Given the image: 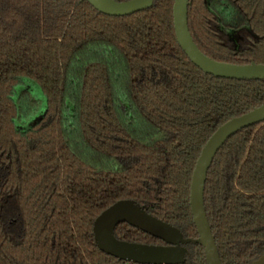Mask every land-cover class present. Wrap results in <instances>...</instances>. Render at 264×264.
<instances>
[{
  "label": "trees",
  "instance_id": "obj_1",
  "mask_svg": "<svg viewBox=\"0 0 264 264\" xmlns=\"http://www.w3.org/2000/svg\"><path fill=\"white\" fill-rule=\"evenodd\" d=\"M173 3L110 16L86 0H0V264H125L92 232L120 199L197 237L196 160L221 124L264 102V79L203 72L176 40ZM187 23L210 58L264 64V0H189ZM22 77L46 99L23 130ZM203 200L221 262L252 264L264 250V122L218 149ZM114 235L164 244L127 223ZM186 248L181 264H207L202 246Z\"/></svg>",
  "mask_w": 264,
  "mask_h": 264
},
{
  "label": "water",
  "instance_id": "obj_2",
  "mask_svg": "<svg viewBox=\"0 0 264 264\" xmlns=\"http://www.w3.org/2000/svg\"><path fill=\"white\" fill-rule=\"evenodd\" d=\"M99 12L124 16L150 7L153 0H86ZM189 0H174L173 28L176 40L188 58L203 72L231 79H264V64H233L205 55L192 39L187 23ZM264 122V102L221 124L208 138L196 160L189 191V204L197 237H184L182 231L148 212L145 205L132 199H120L102 210L93 220L92 232L97 247L120 260L133 264H181L188 252L186 244L203 247L207 264H223L205 212L203 193L207 171L218 149L243 128ZM127 223L156 237L164 244H148L118 239L115 227ZM252 264H264L263 253Z\"/></svg>",
  "mask_w": 264,
  "mask_h": 264
},
{
  "label": "rangeland",
  "instance_id": "obj_3",
  "mask_svg": "<svg viewBox=\"0 0 264 264\" xmlns=\"http://www.w3.org/2000/svg\"><path fill=\"white\" fill-rule=\"evenodd\" d=\"M13 98L18 103L21 119L16 122L18 129H25L37 122L46 110V99L39 85L22 77L13 90Z\"/></svg>",
  "mask_w": 264,
  "mask_h": 264
},
{
  "label": "built area",
  "instance_id": "obj_4",
  "mask_svg": "<svg viewBox=\"0 0 264 264\" xmlns=\"http://www.w3.org/2000/svg\"><path fill=\"white\" fill-rule=\"evenodd\" d=\"M125 264H133L132 262H128V261H126V263Z\"/></svg>",
  "mask_w": 264,
  "mask_h": 264
}]
</instances>
